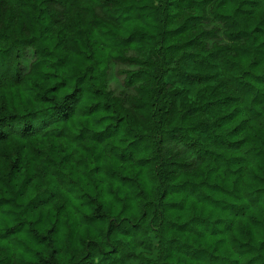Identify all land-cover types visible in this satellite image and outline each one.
Here are the masks:
<instances>
[{
	"label": "trees",
	"instance_id": "16d2710c",
	"mask_svg": "<svg viewBox=\"0 0 264 264\" xmlns=\"http://www.w3.org/2000/svg\"><path fill=\"white\" fill-rule=\"evenodd\" d=\"M0 51V264H121L155 237L140 264H264L261 0H3ZM66 96L63 119L21 126ZM102 154L143 171L131 231L90 198L107 225L65 255L78 224L55 222L57 181Z\"/></svg>",
	"mask_w": 264,
	"mask_h": 264
},
{
	"label": "rangeland",
	"instance_id": "374dc122",
	"mask_svg": "<svg viewBox=\"0 0 264 264\" xmlns=\"http://www.w3.org/2000/svg\"><path fill=\"white\" fill-rule=\"evenodd\" d=\"M221 41L223 42L224 39ZM125 121L126 120H122V124H124ZM126 151L131 152L129 148H127ZM101 159L102 160L99 161L93 157L92 161H89L84 165L83 163L80 164V169L85 173L84 176L80 173L77 174L82 180L80 191H68L70 188V180L77 176L74 172L70 174V170L67 171L69 176L68 178L63 181H57L59 189L63 185L64 190H66L64 192L65 197L68 198L70 195L72 202L68 203L67 211H62L59 215L53 216L56 220L55 222L63 229L66 225L65 220L67 218H69L70 222H73L71 219H74L75 221L77 220L76 223L78 224L75 225V233L73 229L72 238H70V243L68 244L65 243V245H63L64 243L62 242L61 237L62 230L57 233V242L62 243V247L60 249L63 250L65 255H69L72 249L76 250V248L79 247V244H77V238L79 237L78 234L85 235L87 239H92L93 237L101 235L99 234L101 226L104 228L107 225V222L104 221L103 218L95 220L87 218V216L90 215L94 209V203L90 201V198H101L109 206V214L116 219H119L120 215H122L121 222H123L126 229H130L128 231H131V220L130 222L127 220L128 218H131V213L135 210L134 208L131 210V173L141 175L143 171L141 168L134 169L131 167V163L115 164L112 162L111 158L103 154L101 155ZM77 179L78 178H75L74 180ZM37 217V214L32 215L31 219L35 220ZM27 237L28 235L24 230L19 232V238L25 239V242L20 240L19 245V249L24 254H26L25 251L27 250ZM157 243L158 240L155 237L153 239V248H146V250L136 248L131 258L128 261H123L121 264H140V257H142V254L145 257L152 255L155 256L157 254ZM123 248L126 251L127 247L124 246ZM96 259L97 258H95L94 261H90V264H95Z\"/></svg>",
	"mask_w": 264,
	"mask_h": 264
},
{
	"label": "clouds",
	"instance_id": "9594fccd",
	"mask_svg": "<svg viewBox=\"0 0 264 264\" xmlns=\"http://www.w3.org/2000/svg\"><path fill=\"white\" fill-rule=\"evenodd\" d=\"M3 3V0H0ZM264 4V0H261ZM13 58L11 55L6 54L5 51H0V72L7 70L9 78L13 77ZM148 88L152 87L149 82ZM77 101L76 96H66L62 102H54V106H48L45 110H31L30 114H24L23 119L20 120L21 126L25 122L31 124L37 131L47 125L55 124L64 118L67 108L75 107Z\"/></svg>",
	"mask_w": 264,
	"mask_h": 264
}]
</instances>
